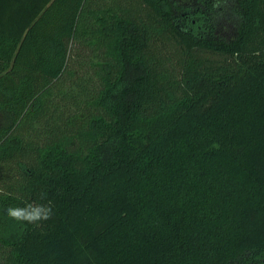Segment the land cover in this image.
<instances>
[{
  "label": "trees",
  "instance_id": "obj_1",
  "mask_svg": "<svg viewBox=\"0 0 264 264\" xmlns=\"http://www.w3.org/2000/svg\"><path fill=\"white\" fill-rule=\"evenodd\" d=\"M137 1L0 0L3 264H264V0Z\"/></svg>",
  "mask_w": 264,
  "mask_h": 264
},
{
  "label": "rangeland",
  "instance_id": "obj_2",
  "mask_svg": "<svg viewBox=\"0 0 264 264\" xmlns=\"http://www.w3.org/2000/svg\"><path fill=\"white\" fill-rule=\"evenodd\" d=\"M112 1L113 0H91V4L93 8H99V7H105L109 5L110 2ZM114 1H117L118 3L121 2L123 5L128 6L129 8H132L133 10L135 8L137 13L145 16V11H146L145 6L138 3L137 0H114ZM83 40L82 41L74 40L72 49L70 51L68 69L73 70L74 75L72 77L66 73L63 76L64 77L63 79L64 88L67 91L78 89V86L74 83L75 79H79L82 81L83 79L92 78L86 81V88L90 90H96L100 86L98 77H96L93 72V70H95L96 67L92 66L91 63H92V60H94V58L96 59L98 55L103 53L102 52L103 49L101 48L98 51L97 50L94 51V47L85 43L86 39L84 41ZM154 46L158 49L160 48L162 51V54L171 56L172 62H174L173 58L177 60L178 52L176 51L177 47L173 39L163 37L161 40H157ZM54 93L56 95L57 90ZM56 97L59 99V102L61 101L63 102L62 94H58ZM60 109L62 110L63 107ZM74 111H76V108L72 107L70 112H74ZM44 124L45 122L43 121V122L38 123V125H35V126L37 128H39L40 126L41 128L39 129H44L45 128ZM29 132L30 131H27V132L24 131L23 133L33 135V136L40 134L39 130L37 129L35 130L34 133H29ZM5 255H6V250L0 246V264H3Z\"/></svg>",
  "mask_w": 264,
  "mask_h": 264
},
{
  "label": "clouds",
  "instance_id": "obj_3",
  "mask_svg": "<svg viewBox=\"0 0 264 264\" xmlns=\"http://www.w3.org/2000/svg\"><path fill=\"white\" fill-rule=\"evenodd\" d=\"M6 211L10 218L28 223H36L41 220H47L52 214V209L50 207L30 203L23 207H9Z\"/></svg>",
  "mask_w": 264,
  "mask_h": 264
}]
</instances>
